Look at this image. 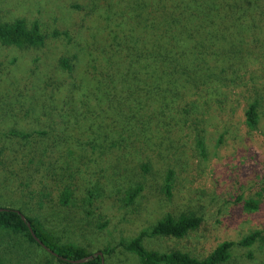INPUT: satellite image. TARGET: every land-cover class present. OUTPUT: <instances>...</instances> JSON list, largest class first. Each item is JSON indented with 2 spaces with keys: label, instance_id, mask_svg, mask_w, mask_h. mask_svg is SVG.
I'll return each mask as SVG.
<instances>
[{
  "label": "rangeland",
  "instance_id": "374dc122",
  "mask_svg": "<svg viewBox=\"0 0 264 264\" xmlns=\"http://www.w3.org/2000/svg\"><path fill=\"white\" fill-rule=\"evenodd\" d=\"M17 19L38 23L47 40L42 48L0 45V129L49 136L30 144L0 133V207L37 217L90 253L114 248L105 264H140L118 244L167 213L204 220L183 239L146 237V248L202 259L222 242L264 231V201L255 213L237 202L264 182V0H0V23ZM255 102L253 131L245 111ZM136 109L142 130L126 114ZM197 133L208 158L196 149ZM169 168L172 200L161 187ZM140 179L144 190L127 206L126 187ZM96 185L104 195L87 208ZM66 186L75 194L68 207L59 202ZM23 248V256H4L10 264L42 260V247ZM231 255L226 264H264V245L235 244Z\"/></svg>",
  "mask_w": 264,
  "mask_h": 264
},
{
  "label": "trees",
  "instance_id": "16d2710c",
  "mask_svg": "<svg viewBox=\"0 0 264 264\" xmlns=\"http://www.w3.org/2000/svg\"><path fill=\"white\" fill-rule=\"evenodd\" d=\"M54 35H59V32H55ZM64 35H67L65 33ZM46 36L42 33L38 23H34L32 27H28L24 19H17L12 23H0V45L6 47H34L42 48L46 45ZM71 60L69 58L62 57L60 59V65L67 69L72 70ZM144 91V90H143ZM134 99L136 94H134ZM144 95H149L144 91ZM164 105L169 106L168 101H171L172 95H161ZM131 98L128 96L126 99L129 101ZM146 107H149L147 100L145 99ZM152 100V99H151ZM159 104V106H163ZM141 107V106H140ZM125 111V109H123ZM140 109L135 111H126L127 115L135 114L139 130L144 129L147 123L142 121L138 117ZM195 121L197 118H194ZM245 124L250 130H257L260 124V115L258 110V104H249L245 111ZM0 133L7 138H15L22 140L26 143H32L34 136L48 137L49 132L42 130L28 131L27 128L11 127L7 130H1ZM222 139V138H221ZM139 143V141H137ZM147 146L148 144L145 143ZM195 146L199 154L208 158L209 152L204 133H197ZM143 173L147 176L152 172V166L149 163H145L141 166ZM176 179V171L173 168H169L163 178L162 193L169 200L174 197V184ZM98 183V182H96ZM101 185V184H100ZM144 190L143 179H140L133 184L126 187L124 192L123 202L128 205H134L137 199L141 196ZM120 191V190H119ZM104 193L99 185L93 186L87 191V195L83 199L85 206L90 208L94 202L103 197ZM75 194L71 187H64L59 195V202L62 206L68 207L74 203ZM264 201V182L261 191L257 192L255 197L244 199L242 196L237 198V202L242 203V209L247 213H255L262 209V203ZM126 205V204H125ZM90 211V210H89ZM203 217L195 212L183 213L176 217L171 213H167L155 224L143 229L137 236L122 240L118 244L117 248H122L132 254L138 259L140 264H226L231 260V250L235 244L240 247H251L256 243L264 245V231L256 230L250 233L248 236L242 238L238 243L233 241H226L219 244L204 258H196L188 253L182 251L160 252L156 250H150L144 245V238H174L183 239L190 235L192 232L198 230L203 223ZM39 238V240L54 254L49 253L43 249L42 260L38 259L32 264H102V257L97 253H90L84 247L78 246L74 243H64L40 221L37 217L25 215L20 209L14 207H0V233L2 236H7L8 241L4 242L5 247L0 243V264H10L8 259L5 258V253L16 254L19 256L25 255V248L23 244L30 242L40 246L33 234ZM42 247V246H40ZM115 249L103 250V254L111 255ZM22 252V253H21ZM21 253V254H20ZM24 261V258H23Z\"/></svg>",
  "mask_w": 264,
  "mask_h": 264
},
{
  "label": "water",
  "instance_id": "95a60500",
  "mask_svg": "<svg viewBox=\"0 0 264 264\" xmlns=\"http://www.w3.org/2000/svg\"><path fill=\"white\" fill-rule=\"evenodd\" d=\"M31 232L33 234V237L35 238V240L37 241V243L42 246L43 249L47 250L49 253H52L54 254V252H52L50 249H48L40 240L39 238L36 236V234L33 233L32 229H31ZM98 255H100L102 257V264H105V258H104V254L103 252H98L97 253Z\"/></svg>",
  "mask_w": 264,
  "mask_h": 264
}]
</instances>
